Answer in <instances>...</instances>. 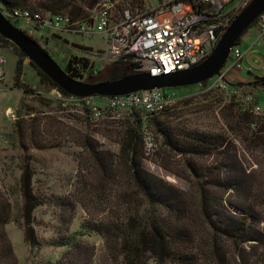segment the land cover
Masks as SVG:
<instances>
[{
  "label": "rangeland",
  "instance_id": "rangeland-1",
  "mask_svg": "<svg viewBox=\"0 0 264 264\" xmlns=\"http://www.w3.org/2000/svg\"><path fill=\"white\" fill-rule=\"evenodd\" d=\"M6 1L11 4L5 7V2L0 0L1 8L30 11L41 17L27 27L21 23L15 27L35 39L65 73L70 59L76 57L88 60V69L81 74L84 81L102 72L106 73V69L115 63V57L105 56L109 47L114 45L111 43L112 36L94 31L76 32L74 28L43 30L38 26L43 18L55 15L73 18L66 13L69 9L77 13L82 11L81 14L90 17L94 13L92 11L105 6L112 22H117L124 11H130L133 15L150 12L163 7L170 0H62L70 5L57 13L47 9V6H54L56 0ZM248 3L249 1L241 8L244 9ZM258 37L259 33L255 28L249 29L241 36L238 48L245 53L251 45L259 66H263L264 37ZM0 60L3 62L4 74V79L0 81V215L7 217L0 218V264L120 263L109 254L102 237L93 230H85L84 236L77 237L76 248L61 246L70 235L80 229L83 231V225L92 222L93 218L107 217L110 220L124 216L121 197L132 191V183L126 177L119 179L120 196L108 186L101 189L102 177L96 171L89 153L80 146L85 137L86 141H93L97 151L110 152L116 156L120 152L117 134L123 133L128 127L137 129L147 153L145 168L187 194V198L194 203L193 190L190 189L193 180L186 166V161L191 159L166 147L159 131L170 129L190 135L201 132L221 134L242 154L245 164L252 165L257 171L252 174V179L261 181L264 192V166L253 164L258 152L247 151L244 147L246 144H242L238 135L231 133L228 128L229 125L233 126L228 120L237 111L264 118L262 82H231L229 73L222 80L215 77L205 85L175 89L173 92L177 97V105L173 110L154 117L135 111L130 116L125 114L121 120H115L105 110L108 102L104 97L66 102L60 100L59 96H52L54 90L40 83L36 68L26 58L21 64V82L28 89V93L24 94L14 86L19 50L7 41L0 40ZM230 65L228 61L224 70L229 69ZM246 74L244 71L243 76ZM256 75L263 76L260 69L256 71ZM256 106L262 109V115L252 112ZM95 110H100L99 118L93 116V112L97 113ZM249 128L253 129L254 126ZM178 141L181 142L180 138ZM194 162L196 167L203 170L218 166L212 158L196 159ZM26 166L32 173V193L40 203L32 213L31 228L36 239L35 248L25 241L21 218L23 198L20 178ZM228 196L229 193L224 195V199L227 200ZM228 201L235 203L237 199L232 196ZM256 208L259 213L257 227L264 234V202L257 204ZM5 219L8 221L6 224ZM196 229L198 233L194 228L193 231L204 237L201 226ZM227 245V251L221 253V258L222 255L227 258L224 260L215 255L203 239L196 237L187 248L178 252L187 254L186 259H181L183 256L173 258L165 264H264V244L254 248L238 243ZM239 255L242 259L238 258ZM145 264L157 263L150 259Z\"/></svg>",
  "mask_w": 264,
  "mask_h": 264
},
{
  "label": "trees",
  "instance_id": "trees-1",
  "mask_svg": "<svg viewBox=\"0 0 264 264\" xmlns=\"http://www.w3.org/2000/svg\"><path fill=\"white\" fill-rule=\"evenodd\" d=\"M3 2L6 5H1L5 7L11 4L6 0ZM69 5V2L56 0V4L52 7L47 6V9L57 13L60 9H67ZM81 12L69 9L66 13L74 19L86 18L87 16ZM259 20L260 18L249 29L259 27ZM27 37L36 42L32 37L28 35ZM0 40L7 41L2 37ZM239 41L240 39L236 46H239ZM24 59V55L19 52V60L14 71V86L27 94L28 89L21 82V64ZM88 64L87 59L74 57L67 62L66 74L70 78L82 81L81 74L87 71ZM112 66L114 69L106 72L107 76L103 81H114L138 74L135 72L137 66L131 63L130 58L115 62ZM36 71L40 83L46 84L51 90H56L64 98H73L59 89L42 72L37 69ZM254 80V83L264 84V77H255ZM233 114L228 120L233 124L231 127L229 125V131L238 135L242 144H246L244 147L247 151L258 152L253 164L264 166V118L238 111ZM251 126L254 128L250 129ZM159 132L166 147L184 158L191 159L186 161V166L193 180L190 189L193 190L194 203L191 202L192 199L187 198V194L154 176L145 168L147 153L137 129L128 127L123 133L117 134L120 152L116 156L110 152L97 151L92 144L93 141L90 142L89 139L86 141L85 137L80 146L89 153L96 171L102 177L101 189L104 190L108 186L120 196L119 181L126 177L132 183V191L121 197L124 216L110 220L107 217L93 218L92 222L83 225V231L80 229L70 235L61 246L76 248L74 246L78 238L84 236L85 230H93L102 237L107 251L115 260H119V264H145L150 259L157 264H165L173 258L183 256L181 259H186L187 254L178 252L187 248L196 237L203 239L219 258L222 252L227 251V243L249 245L251 248L263 245L264 234L257 227L259 213L256 208L257 204L264 202L262 183L252 179V174L257 171L252 165L245 164V159L238 153L233 143L221 134L201 132L190 135L170 129H162ZM179 138L181 142L178 141ZM203 158H212L218 166L204 170L196 167L194 160ZM31 178L32 173L26 166L20 178V192L23 198L21 218L25 241L35 248L36 239L31 228L32 213L40 203L32 193ZM227 193H229L227 200L234 196L237 202H227L224 199ZM0 218L7 217L1 214ZM7 222L5 219L4 223ZM197 226L204 230V237H201L200 233L197 234ZM222 258L227 259L225 255H222ZM238 258L242 259L241 255Z\"/></svg>",
  "mask_w": 264,
  "mask_h": 264
},
{
  "label": "built area",
  "instance_id": "built-area-1",
  "mask_svg": "<svg viewBox=\"0 0 264 264\" xmlns=\"http://www.w3.org/2000/svg\"><path fill=\"white\" fill-rule=\"evenodd\" d=\"M248 1L251 0H170L163 7L150 12L133 15L130 11H124L122 18L117 22H112L107 7L103 6L92 11L93 15L84 19L55 15L43 18V22L38 26L43 30L74 28L76 32L109 33L112 36L111 43L114 45L109 47L105 56L115 57L114 62L130 58L131 63L137 66L135 72L157 77L186 71L206 60L218 39ZM0 13L15 26L21 23L27 27L31 22H37L41 18L21 9L9 10L0 7ZM263 37L264 16L259 20L258 39ZM243 55L238 46L232 48L227 59L231 64L229 69L224 70L226 62L216 79L222 80L231 71L238 70ZM260 70L264 77V65ZM3 79V62L0 60V81ZM173 91L153 89L124 96L106 97L104 99L108 103L105 110L111 113L115 120H121L125 114L130 116L135 111L143 112L150 117L158 116L176 107L177 97ZM51 94L59 96L60 100L66 102L90 99L64 98L56 90ZM95 112L97 113L93 112V116L99 118L100 110ZM252 112L256 115L263 114L258 106L253 108Z\"/></svg>",
  "mask_w": 264,
  "mask_h": 264
},
{
  "label": "water",
  "instance_id": "water-1",
  "mask_svg": "<svg viewBox=\"0 0 264 264\" xmlns=\"http://www.w3.org/2000/svg\"><path fill=\"white\" fill-rule=\"evenodd\" d=\"M264 15V0H251L233 19L206 60L186 71L151 77L148 73L129 75L114 81H100V74L77 81L70 78L33 40L0 13V37L19 52L59 89L76 98L124 96L153 89H178L200 85L219 76L241 36Z\"/></svg>",
  "mask_w": 264,
  "mask_h": 264
},
{
  "label": "crops",
  "instance_id": "crops-1",
  "mask_svg": "<svg viewBox=\"0 0 264 264\" xmlns=\"http://www.w3.org/2000/svg\"><path fill=\"white\" fill-rule=\"evenodd\" d=\"M255 30L259 33V27H254ZM250 48L247 49V51L244 54V58L242 60V63L240 65L241 70L239 71H232L229 74V79L232 80L231 82L235 83H251L254 80L256 75V71L260 69V66L257 62L256 55L254 54V51L251 49V45H249ZM244 71H246V76H243ZM243 76V77H242ZM261 77V76H258Z\"/></svg>",
  "mask_w": 264,
  "mask_h": 264
},
{
  "label": "flooded vegetation",
  "instance_id": "flooded-vegetation-1",
  "mask_svg": "<svg viewBox=\"0 0 264 264\" xmlns=\"http://www.w3.org/2000/svg\"><path fill=\"white\" fill-rule=\"evenodd\" d=\"M113 69H114V66H110V67H108V69H106V72L109 71V70H113ZM105 74H106L105 72H104V73H103V72L100 73V75L98 74V75L100 76V81H101V82L104 80V78H105L104 75H105Z\"/></svg>",
  "mask_w": 264,
  "mask_h": 264
},
{
  "label": "clouds",
  "instance_id": "clouds-1",
  "mask_svg": "<svg viewBox=\"0 0 264 264\" xmlns=\"http://www.w3.org/2000/svg\"><path fill=\"white\" fill-rule=\"evenodd\" d=\"M13 25V24H12ZM15 26V25H14ZM261 77H263V76H261ZM201 85V84H200ZM173 90H175V89H173Z\"/></svg>",
  "mask_w": 264,
  "mask_h": 264
}]
</instances>
